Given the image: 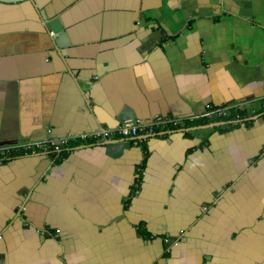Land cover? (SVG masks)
<instances>
[{"label": "crops", "instance_id": "1", "mask_svg": "<svg viewBox=\"0 0 264 264\" xmlns=\"http://www.w3.org/2000/svg\"><path fill=\"white\" fill-rule=\"evenodd\" d=\"M159 117L1 161L0 264H264V0L0 2V145Z\"/></svg>", "mask_w": 264, "mask_h": 264}, {"label": "built area", "instance_id": "2", "mask_svg": "<svg viewBox=\"0 0 264 264\" xmlns=\"http://www.w3.org/2000/svg\"><path fill=\"white\" fill-rule=\"evenodd\" d=\"M242 108L241 104H237ZM234 105L216 106L208 103L202 117L209 119H223L230 115ZM193 119V118H192ZM181 119L177 117H159L151 121L137 120L131 124H123L113 128L99 129L92 132H84L72 137L45 140H25L13 144L0 145V162L7 158L29 155L34 153L60 154L71 140L96 144L107 141L108 138L122 137L138 142L141 134H155L169 125L179 126Z\"/></svg>", "mask_w": 264, "mask_h": 264}, {"label": "water", "instance_id": "3", "mask_svg": "<svg viewBox=\"0 0 264 264\" xmlns=\"http://www.w3.org/2000/svg\"><path fill=\"white\" fill-rule=\"evenodd\" d=\"M26 0H0L1 3H19ZM44 19L47 21L48 17L43 13ZM46 25L48 26L49 30L53 31L56 36L55 40L56 43L60 48H63L68 45L67 37H66V31L64 30V27L60 24L59 18L47 21ZM223 123H213L209 124V127H214L217 125H222ZM110 144L118 146L121 145L123 148H130V140H122L121 142L112 141Z\"/></svg>", "mask_w": 264, "mask_h": 264}, {"label": "trees", "instance_id": "4", "mask_svg": "<svg viewBox=\"0 0 264 264\" xmlns=\"http://www.w3.org/2000/svg\"><path fill=\"white\" fill-rule=\"evenodd\" d=\"M244 112V111H243ZM241 119V118H244V113L242 112H239L237 110H233L231 111L230 115L226 118H223V119H216V120H208V121H200L201 124H208V123H211V122H229V121H234L236 119ZM199 123H195L194 125H198ZM233 125L235 124H232V123H226L225 125L223 126H220L221 128H225L226 130L228 129H231L233 127Z\"/></svg>", "mask_w": 264, "mask_h": 264}, {"label": "flooded vegetation", "instance_id": "5", "mask_svg": "<svg viewBox=\"0 0 264 264\" xmlns=\"http://www.w3.org/2000/svg\"><path fill=\"white\" fill-rule=\"evenodd\" d=\"M141 169V168H140ZM138 185H140V182H138Z\"/></svg>", "mask_w": 264, "mask_h": 264}]
</instances>
